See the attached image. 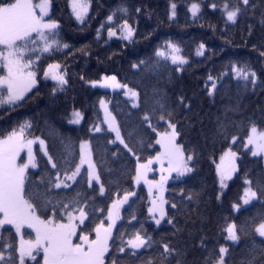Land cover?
Segmentation results:
<instances>
[{"label": "trees", "instance_id": "1", "mask_svg": "<svg viewBox=\"0 0 264 264\" xmlns=\"http://www.w3.org/2000/svg\"><path fill=\"white\" fill-rule=\"evenodd\" d=\"M235 2L89 0L88 14L81 22L72 15L69 0H51L49 17L58 21L57 38L69 47L54 46L51 52L37 53L39 61L33 56L32 69L38 74L36 88L19 106H0V137L20 124L31 123L25 135L43 138L52 163L57 166L52 168V163L36 150L37 167L27 171V192L44 194L47 191L46 199L52 204L79 200V206L89 210L90 228L101 220L106 223L111 201L117 194L133 191L137 161L146 160L158 151L156 132L167 129L168 119L160 120L162 113L154 111L161 99L173 112V122L181 132L177 142L184 147L186 156L194 157L189 161L193 171L182 177L173 176L167 184L166 211L175 227L167 224V218L159 226L150 220L147 192L143 186L137 187L135 195L121 209L106 264H111L113 257L118 264H143L145 259L158 256L164 242L182 251L186 264H205L206 258L218 254L221 246L228 249L226 264H246L254 254L259 260V253L264 251V238L255 231L264 221V162L261 157L253 156L249 147H244L253 124L264 131V58L252 47L255 44L259 49L264 42V24L260 23L264 0H251L255 9L250 8L233 24L227 21L222 7ZM172 3L177 5L174 17ZM193 3L200 5L195 16L190 11ZM212 4L217 7L212 8ZM137 8L141 10L139 13ZM109 15L113 16L111 22L107 20ZM124 19L135 30L133 38H109L108 27L118 29ZM169 43L187 60L179 71L170 59L156 55L157 49L170 53L171 49L166 47ZM201 43L205 45L204 55L197 54ZM51 63L60 65L59 70L68 81L63 88L44 77V70ZM233 63L248 64L257 74L255 85L237 78L231 72ZM104 74H114L136 90L137 106L133 107L121 91L103 90L86 83ZM181 96L185 104L191 105L190 109L178 104ZM102 98L108 102L131 152L114 142L113 134L102 124L99 108ZM72 109L82 113L79 125L67 122ZM146 113L152 117L156 132L143 121ZM98 124L101 130L94 132ZM233 136L237 138L235 143ZM82 139L90 142L93 160L105 187L103 194L97 185L89 186L86 169L68 187H55L57 176L70 173L78 164ZM229 147L237 153L238 170L228 180V187L221 189L215 163ZM245 180L252 182L250 187L257 196L248 205L235 209L233 205L241 203L247 186ZM191 193H199L198 200L189 202ZM173 203L179 211L171 207ZM38 214L43 217L42 204ZM48 215H51V205ZM230 223L237 226L238 239L233 242L227 240L225 232ZM141 229L161 246L154 244L151 248L136 250L135 254L128 248L124 253L117 251L122 246L121 234L126 242L132 233ZM24 235L30 237L32 233L25 229ZM5 244L18 249L17 235L8 225L0 229V250L5 254L0 264H7L9 259ZM12 257V264H18V251H13ZM170 260L175 264L174 258ZM40 262L39 255L27 264Z\"/></svg>", "mask_w": 264, "mask_h": 264}, {"label": "snow or ice", "instance_id": "2", "mask_svg": "<svg viewBox=\"0 0 264 264\" xmlns=\"http://www.w3.org/2000/svg\"><path fill=\"white\" fill-rule=\"evenodd\" d=\"M72 12L77 20L84 21V17L88 14L90 4L86 0H69ZM216 8L215 4L211 5ZM256 5L251 0H236L234 4L225 3L223 11L226 15L227 21L233 24L237 23L238 17L248 12V10L255 9ZM51 8V0H39V3H34V0H0V66L4 70V74L0 75V106H19L27 99V94L31 93L38 84V74L32 71L35 60H40V55L48 53L55 48H68L69 45L61 44L57 38L56 30L59 27L58 21L51 19L49 9ZM177 5L171 4V15L176 16ZM125 11H127L125 9ZM139 8L136 12H140ZM190 11L195 16L200 11V5L193 3L190 6ZM109 22L113 21V16L107 17ZM261 24H264V13L261 16ZM121 38L131 40L134 36L135 30L129 24L127 19L123 20L120 25ZM99 35V34H98ZM117 31L113 27H108L109 38L116 36ZM249 35H251V25L249 26ZM166 47L171 49L168 53L164 49H157L156 55L164 57L165 60L171 59L173 64H176L177 70H181L180 66L187 63V60L176 53L179 51L171 43ZM253 49L259 51V56L264 58V42H262L257 49V45L253 44ZM205 45L200 44L198 55H204L203 49ZM135 67V65H134ZM60 68L59 64H48L47 69L44 70V76L49 77L57 82L58 87L63 88L67 83V79L63 74L57 71ZM231 72L239 79L245 82H250L255 85L257 80L256 72L248 65L241 66L239 63L231 65ZM212 80V77H209ZM97 82H93L95 85ZM104 86L111 85L113 87L120 86L127 88V85H117L116 77H104ZM212 88H216L215 82ZM211 91V90H210ZM126 95H130L134 100L138 97V93L132 89H128ZM183 96L178 98V104L189 108L190 104L184 103ZM157 109L162 114L159 116L160 120H165L167 117V130L163 132H156V128L151 123L152 117L147 113L143 117V121L148 124V127L156 132L158 139L156 143L160 145L161 151L157 152L154 158H150L146 163L137 161L135 168L134 180L139 184L142 180L148 185L149 194H152L153 188L159 190L160 195L151 201V206L148 208V213L156 225H160L161 221L175 227L173 218L168 217L164 205L167 201L163 198L164 185L173 172L176 175L184 176L190 173L193 169L188 162L193 161V155H185L184 147L177 143V138L181 135L178 130V124L173 122L174 115L172 111L168 110L166 101L158 100ZM103 107V101H101ZM137 106L134 104V107ZM106 111L105 119L108 121L109 128L115 131L116 139L125 148L128 145L125 143L120 135L119 128L114 124V117ZM75 119L73 123H79L81 114L77 111L73 113ZM32 125L29 122L20 124L18 128H13L6 135L0 137V229L4 225H12L16 233L20 235V244L18 249H13L11 244H5L4 248L9 251V259L7 264H12V252H19V264H25V257H30L32 260L42 252L43 264H106V258L110 253V241L113 240V228L116 221L120 219L119 209L127 203L129 196L133 193L125 192L122 198L117 194V199L113 200L111 206L108 208V223L105 224L103 220L95 223L94 228L89 227V210L86 206H79L80 201H71L64 203L57 201L52 204L50 200L46 199L47 191L44 194L27 192V170L31 166L36 168V158L33 153V145L39 141L41 149L44 154L48 155L45 146V141L36 137L34 139H26V131L31 129ZM95 131L99 132L100 128L97 126ZM236 137H232L233 143ZM250 149L253 156L264 154V132H258V129L253 124L250 128L249 135L244 145ZM27 152V161L18 163V158H21V152ZM128 151H132L128 148ZM237 153L233 152L229 147L221 156V164L217 165V173L220 177L221 189L227 188V180L232 178V174L238 169L236 166ZM160 163L161 177L159 181H150L147 179L148 172L152 171L151 165L153 161ZM48 162L52 163V157L48 156ZM167 162L168 167L164 164ZM87 165V182L91 187L93 181L99 184L100 193L105 192L104 184L101 182V176L92 159L91 147L89 141H83L80 144L79 163L75 165V170L71 176L66 178L75 180L80 174L83 165ZM56 164L52 163V168H56ZM168 175H164V173ZM251 181L245 180V184L249 185L244 189V196L242 197L245 204L255 196L257 192L252 191L250 185ZM56 188L61 187V183H56ZM64 187H68L67 184ZM199 198V193H191L188 195V201H196ZM219 199V196L217 197ZM41 204L43 205V217L38 214ZM51 205V215H48V206ZM173 209L179 211L177 204L171 205ZM233 207H238L233 205ZM92 211H95L93 209ZM102 212L103 209H100ZM135 219V216H133ZM27 226L34 230L35 238L25 241L23 239L22 229ZM225 231L228 238L236 241L237 226L235 223L227 225ZM255 231L260 236L264 237V222L260 223ZM94 234V238H93ZM121 234V245L117 251L125 252L128 248L135 254L136 250L145 247L151 248L154 244L161 246L160 242L154 241L152 237L148 236L146 231L141 229L131 234L129 239L125 242ZM76 237L79 242H74ZM163 239V238H162ZM228 249L221 246L218 254L206 258L205 264H226L225 254ZM259 260L254 254L251 259L246 261V264H264V251L259 253ZM170 258L175 259V264H186L184 253L177 249L174 245L168 242L162 243V251L158 256L150 257L143 261V264H172ZM5 260L3 250H0V261ZM111 264H118L116 257H113Z\"/></svg>", "mask_w": 264, "mask_h": 264}, {"label": "rangeland", "instance_id": "3", "mask_svg": "<svg viewBox=\"0 0 264 264\" xmlns=\"http://www.w3.org/2000/svg\"><path fill=\"white\" fill-rule=\"evenodd\" d=\"M86 2L89 3V0H86ZM34 3H39V0L34 1ZM69 7H70V10H71L72 15L75 17V15H74L73 12H72V8H71V6H70V3H69ZM222 9H223V7H222ZM50 11H51V8L49 9V14H50ZM49 14H48V16H49ZM75 18H76V17H75ZM116 31H117V35L114 36V37H118V38L122 39V38H121L120 27H119L118 29H116ZM123 40H125V39H123ZM176 54L179 55V53H176ZM169 59H170V58H169ZM170 61H171V59H170ZM171 62H172V61H171ZM51 64H57V63H51ZM46 69H47V67H46ZM46 69H45V70H46ZM31 70L33 71V69H31ZM57 71L60 72L59 69H58ZM60 73H61V72H60ZM3 74H4V70H3L2 66H0V75H3ZM61 74H62V73H61ZM106 76H107V77H113V76L116 77V83H117V85H126V84H124L123 82H121V81L117 78V76L114 75V74H104V75H102L101 77H99L98 79L88 80V81H86V83L89 84V85L92 86V87L99 88V89H103V90H108V91H121V92L123 93V95H124L127 99H129V101H130V103H131V105H132L133 107H134V104L137 105V103H138V97L134 100L133 98L130 97V95H126V92L128 91V89H132V88H130V87H128V86H127V88H122V87H120V86H115V87H113V86H111V85L104 86L103 81H104V77H106ZM44 77H45V76H44ZM45 78L48 79V80H50V81H52L53 83H56V84H57V82H56L55 80H53V79L51 78V76H49V77H45ZM94 81L97 82L95 85H93V82H94ZM132 90H134V89H132ZM134 91H136V90H134ZM136 92H137V91H136ZM101 101H103V104H104L103 107L101 106ZM99 108H100L101 116H102V124H104V125L106 126V129H107L108 131H110V132L113 134V136H114V138H113L114 142L120 144L119 140L116 139V133H115V131H113L112 129L109 128L108 121L105 119V117H106V111H105V109H107V113L110 114L111 117H114V118H115V116H114L113 113L111 112V110H110V108H109V104H108V102H107L104 98L100 99V101H99ZM77 111L81 114V117H82V113H81L80 110H78V109H72V110L70 111L69 116H68V119H67V122H68V123H70V124H72V125H79V124L81 123L82 118L80 119V122H79V123H73V120L75 119L73 113H74V112H77ZM114 124H115V126L118 127V124H117L116 118H115V120H114ZM97 126H98V127L100 128V130H101V125L98 124V125H95V126H94V128H93V131H94V132H97V131H95V128H96ZM118 128H119V127H118ZM250 128H251V127H250ZM256 128L258 129V132H264L263 130H261V129L258 128L257 126H256ZM166 130H167V129H166ZM119 131H120V130H119ZM249 132H250V129H249ZM249 132H248V135H249ZM120 135H121V134H120ZM248 135H247V137H248ZM36 137H39V136H26V139H34V138H36ZM247 137H246V140H247ZM39 138H40V139H43V138H41V137H39ZM157 139H158V136H156V140H157ZM43 140H44V139H43ZM44 141H45V140H44ZM83 141H89V140H88V139H82V140L80 141V143H79V146H80L81 142H83ZM89 143H90V142H89ZM155 143H156V141H155ZM177 143H178V142H177ZM178 144H179V143H178ZM122 145H123V144H122ZM156 145H157V147H158V151H157V152L161 151L160 145L157 144V143H156ZM45 146H46V142H45ZM90 147H91V146H90ZM248 147H249L250 149L252 148L251 145H249ZM46 149H47V146H46ZM36 150L40 151V152H41V153H42V154L48 159L49 154H48V155H45V154H44V150L41 149V147H40V145H39V141H37V142L33 145V153H34V155H35V158H36ZM226 150H227V149H226ZM226 150H225V151H226ZM225 151H223L222 154L218 157V159H217V161H216V163H215V164H216V167H217V165H220V164H221V156L224 154ZM232 151H233V150H232ZM233 152H234V151H233ZM250 152H251V150H250ZM47 153H48V150H47ZM91 154H92V151H91ZM156 154H157V153H156ZM156 154H155L154 156H151V157L147 158L146 160L139 161V162H140V163H146L148 159H150V158H154V157L156 156ZM251 154H252V152H251ZM20 155H21V158H18V163L26 162V161H27V158H28V157H27V152H26V150L23 151V152H21ZM256 156H257V157H261V158L263 159V162H264V154H258V155H256ZM92 159H93V156H92ZM93 162H94V160H93ZM78 163H79V162H78ZM235 163H236V166H237V159H236ZM188 164H189V162H188ZM189 166H190V165H189ZM164 167H165V168L168 167L167 162H165ZM151 168H152V171L148 172V174H147V179L150 180V181H159V180H160V177H161V171H160L161 165H160V163L154 160V161H153V164L151 165ZM29 169H33V168L30 166ZM29 169H28V170H29ZM83 169H86V173H87V165H86V164L82 166L81 171H82ZM28 170H27V171H28ZM74 170H75V169H74ZM74 170H73V171H74ZM73 171H71L70 173H68L67 176H71ZM80 173H81V172H80ZM186 174H187V173H186ZM234 174H235V173H233L232 176H233ZM164 175L167 176L168 174L165 172ZM173 176H177L175 172H173L170 176H168V180H167V182H166L165 185H164L163 198H164L165 201H166V197H165V195H166V190H167V184H168V182L173 178ZM134 177H135V175H134ZM134 177H133V185H134V189H133V191L129 192V193H133V195L129 196L128 201H129V199H130L131 197H133V196L135 195V191H136L137 187H139V186H143V187L145 188L146 192H147V197H148V208H149V207L151 206V201H152L153 199H156V198L160 195V192H159L158 189L153 188V190H152V194L150 195V194H149L148 185L145 184L143 180H142L139 184H137V183L135 182V180H134ZM179 177H182V176H179ZM229 180H230V179H229ZM73 181H74V180H69V179H67V178H66V175H64V176H57L56 181H55V185H56V183L59 182V183H61V187H64L65 184H67V185L69 186ZM219 181H220V177H219ZM227 182H228V180L226 181V183H227ZM93 184L97 185L98 188H99V184H97L95 181H93ZM219 184H220V182H219ZM246 187H249V186L247 185ZM246 187H245V188H246ZM99 192H100V191H99ZM101 194H102V193H101ZM123 196H124V194L119 195L120 198H122ZM243 196H244V192H243ZM254 198H255V197L251 198L247 204H245L244 201H243V199H241V203L238 204V205H237L238 207H235V209H238V208H240V207H242V206L248 205V204H249ZM116 199H117V197H115V199H113V200H116ZM113 200L111 201L109 207L111 206ZM128 201H127V202H128ZM126 204H127V203L123 204V205L120 207V209H119V214H120V212H121L122 207H124ZM164 207H165V209H166V204L164 205ZM148 214H149V213H148ZM149 216H150V220H151L153 223H155L154 220L151 219V215H150V214H149ZM107 217H108V211H107V216H106V218H107ZM0 218H2V214H0ZM42 218H43V217H42ZM106 220H107V219H106ZM119 220H120V219H118V220L116 221V224L119 222ZM162 222H163V221H161V224H162ZM262 222H264V221H262ZM262 222H261V223H262ZM107 223H108V220H107V222H106L105 224H107ZM116 224H115V226H116ZM6 225H7V224H6ZM8 226L12 227V228L14 229L15 233H16V230H15V228H14L12 225H8ZM226 228H227V227H226ZM25 229L30 230L31 233H32V236H30V237H29V236H28V237L25 236V235H24V230H25ZM113 230H114V228H113ZM21 231H22V234H23V239H24L25 241L30 240V239H34V238H35V232H34V230L31 229V228H29V227H27V226H25ZM225 232H226V231H225ZM257 234L259 235V233H257ZM16 235H17V245H18V248H19V244H20V235H18L17 233H16ZM259 236H260V235H259ZM260 237H262V236H260ZM93 238H94V237H93ZM226 238H227V240L233 242V240H231V239L228 238V234H227V232H226ZM263 238H264V237H263ZM74 242H79V240H78L76 237H74ZM39 255L41 256V262H40L39 264H43V254H42V252L36 256V259H37V257H38ZM28 261H32V259H31L30 257H25V264H27ZM18 264H19V252H18Z\"/></svg>", "mask_w": 264, "mask_h": 264}]
</instances>
